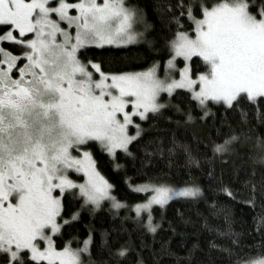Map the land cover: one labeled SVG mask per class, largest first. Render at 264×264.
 <instances>
[{
	"label": "snow or ice",
	"instance_id": "snow-or-ice-1",
	"mask_svg": "<svg viewBox=\"0 0 264 264\" xmlns=\"http://www.w3.org/2000/svg\"><path fill=\"white\" fill-rule=\"evenodd\" d=\"M176 7L178 29L170 44L174 56L160 79L155 66L146 72L106 74L78 57L88 46L135 41L132 29L141 17L126 7V0H0L3 264H85L90 239L82 248H72L71 242L56 247L54 238L68 223L61 216V194L78 189L92 205L111 200L112 207H125L110 194L112 185L83 149L94 142L109 156L115 157L117 150L130 155L128 146L141 135L134 118L146 120L149 113L167 107L159 102L161 93L171 97L178 89L186 90L204 116L209 102L227 108L242 99L264 102V0H177ZM181 17L191 22V32L182 29ZM5 43L19 46V54ZM176 58L186 62L182 69H176ZM194 58L206 66L205 72L193 70ZM186 118L192 121L191 112ZM130 127L136 129L134 135H129ZM237 139L213 145V154L227 151ZM257 147L264 152V141H257ZM70 172L83 173L86 182L75 183ZM134 190L153 193L134 208L138 217L149 214L145 227L151 233L159 227L152 224L153 205L163 208L174 199L201 195L198 186L161 184ZM223 191L233 197L229 189ZM128 251L122 248L115 255L124 258ZM88 264H94L90 257ZM237 264H264V258Z\"/></svg>",
	"mask_w": 264,
	"mask_h": 264
},
{
	"label": "trees",
	"instance_id": "trees-1",
	"mask_svg": "<svg viewBox=\"0 0 264 264\" xmlns=\"http://www.w3.org/2000/svg\"><path fill=\"white\" fill-rule=\"evenodd\" d=\"M130 2L146 18V39L126 46L86 47L79 52L81 61L122 74L162 65L170 57L178 29L177 0ZM180 25L191 32L186 17L180 18ZM3 46L20 52L19 46ZM192 67L196 73L206 71L197 58ZM162 98L169 105L149 114L145 131L129 145L130 155L118 150L112 157L98 144L88 145L96 169L127 207L115 210L108 203L96 210L85 206L79 193H65L61 216L69 221L55 237L56 247L68 242L82 246L90 239L89 257L94 264H237L263 258L264 152L257 141H264V102L242 99L233 108L209 102V114L204 116L186 90ZM188 112L191 122H187ZM232 136L238 139L227 145V151L214 155L213 145L224 144ZM150 183L198 186L201 195L174 199L163 208L155 206L152 224L159 227L151 233L145 227L149 221L137 219L132 211L147 198V193L133 188ZM224 189L233 197L225 195ZM122 248L130 249L124 258L115 255Z\"/></svg>",
	"mask_w": 264,
	"mask_h": 264
},
{
	"label": "rangeland",
	"instance_id": "rangeland-1",
	"mask_svg": "<svg viewBox=\"0 0 264 264\" xmlns=\"http://www.w3.org/2000/svg\"><path fill=\"white\" fill-rule=\"evenodd\" d=\"M126 7H128V8H130V9H134V10H136V12L140 15V17H141V21H140V23H137V24H134L133 25V29H132V32H133V35H135V37H136V39H135V41L133 42V43H127V44H121V45H119V46H126V45H130V44H136V43H139V42H142V41H144L145 39H146V29L148 28L147 27V21H146V18H145V16L140 12V11H138L137 10V8L130 2V0H126ZM74 14V13H73ZM92 46H95V45H92ZM104 46H115V47H117V45L116 44H112V45H108V44H105ZM103 46V47H104ZM89 47V46H88ZM96 47V46H95ZM82 50V49H81ZM173 56H174V53L171 51V55H170V57L161 65V64H156L155 65V68H156V75H157V77L158 78H160V79H164L165 78V75L167 74V72H168V69H167V61L169 60V59H172L173 58ZM78 57H79V53H78ZM92 63H94V64H97V65H99L98 63H96V62H92ZM185 61L182 59V58H176L175 59V64H176V69H182L184 66H185ZM100 66V65H99ZM192 66V65H191ZM154 67V66H153ZM152 67V68H153ZM152 68H149V69H147V70H144V71H137V72H131V73H139V72H146V71H148V70H150V69H152ZM193 68V67H192ZM102 70V69H101ZM104 72V71H103ZM203 72H205V71H203ZM104 73H106V74H121V73H107V72H104ZM131 73H122V74H131ZM197 73H202V72H197ZM173 75H174V78H176V79H179V73H178V71H176V70H173ZM178 90H183V89H178ZM167 96L168 98H170L166 93H161V96H160V101L159 102H161V103H164V104H166V105H169V100H165V99H163L162 98V96ZM162 109H164V108H162ZM161 109V110H162ZM160 110V111H161ZM149 114H151V113H149ZM134 120H135V122L137 123V124H139L140 125V131H141V135L143 134V132L145 131V127H144V122H145V120H139L138 118H134ZM135 132H136V129L135 128H133V127H130L129 128V135H134L135 134ZM140 135V136H141ZM139 136V137H140ZM129 147V146H128ZM83 150H86V151H88V152H90L91 153V151H90V149L88 148V146H86V148H84ZM118 151V150H117ZM120 151H122V150H120ZM124 152V151H123ZM92 154V153H91ZM74 155H76V153H74ZM80 155L82 156V152L80 153ZM93 158V157H92ZM93 161H94V159H93ZM95 162V161H94ZM97 170V169H96ZM98 171V170H97ZM69 178L70 179H72L75 183H77V184H82V183H85L86 182V177L83 175V173H77V172H70L69 173ZM105 178V177H104ZM106 179V178H105ZM145 185H148V186H157V185H161V184H156V183H150V184H144V185H138V186H135L133 189H135L136 187H143V186H145ZM164 185V184H163ZM70 191H75V193H79V190L78 189H73V190H70ZM67 192H69V191H66V192H64L63 194H61V200L63 199V196H64V194L65 193H67ZM142 193H147V198L150 196V195H152L153 193H151V192H144V191H141ZM110 194L112 195V196H114V194H113V192H112V188L110 189ZM115 197V196H114ZM83 198V200H84V205L85 206H91L92 208H94V209H96V210H98V209H100L101 207H104L105 205H107L108 203L110 204V207H112V201L111 200H103V201H101V203H100V205L99 206H96V205H92V204H90V203H87L86 202V198L85 197H82ZM147 198L145 199V201L144 202H142V203H145L146 202V200H147ZM117 200V199H116ZM118 201V200H117ZM118 202H120V201H118ZM170 202V201H169ZM120 203H122V204H124L125 205V208L127 207V204H125V203H123V202H120ZM139 204H141V203H139ZM155 206H158V205H153V208L155 207ZM112 208H114V207H112ZM122 208H124V207H122ZM122 208H120V209H122ZM134 208H135V206H133L132 207V211H133V213L135 214V216L137 217V219L139 218H141V217H145L146 218V220H148V216H149V214L147 213V212H142L141 214H140V216L138 217L137 215H136V213H135V210H134ZM153 208H152V210H153ZM115 210H119V209H116V208H114ZM62 213V212H61ZM151 216H152V212H151ZM63 220L64 221H69L68 219H65V218H63ZM149 221V220H148ZM58 222H60V223H63V221H58ZM64 225V224H63ZM63 227V226H62ZM61 230H62V228H61ZM61 233V232H60ZM55 239V238H54ZM90 245V244H89ZM70 246H71V244H70ZM72 248H82L83 247V245L82 246H77V247H73V246H71ZM58 249H60V248H58ZM89 254H90V252L89 253H87V254H85V256H84V259H85V264H88V259H89ZM264 258V257H263ZM0 264H3V261H0Z\"/></svg>",
	"mask_w": 264,
	"mask_h": 264
}]
</instances>
